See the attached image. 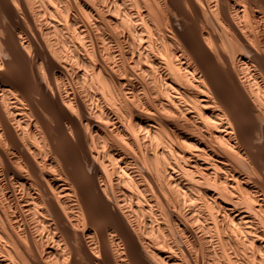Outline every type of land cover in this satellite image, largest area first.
I'll use <instances>...</instances> for the list:
<instances>
[{"label":"bare ground","instance_id":"bare-ground-1","mask_svg":"<svg viewBox=\"0 0 264 264\" xmlns=\"http://www.w3.org/2000/svg\"><path fill=\"white\" fill-rule=\"evenodd\" d=\"M264 0H0V264H264Z\"/></svg>","mask_w":264,"mask_h":264},{"label":"rangeland","instance_id":"rangeland-1","mask_svg":"<svg viewBox=\"0 0 264 264\" xmlns=\"http://www.w3.org/2000/svg\"><path fill=\"white\" fill-rule=\"evenodd\" d=\"M260 149H261V152H263V151H264V147H261Z\"/></svg>","mask_w":264,"mask_h":264}]
</instances>
